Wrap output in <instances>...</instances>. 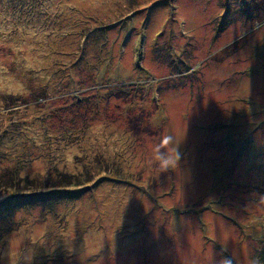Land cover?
Segmentation results:
<instances>
[{"label":"rangeland","instance_id":"rangeland-1","mask_svg":"<svg viewBox=\"0 0 264 264\" xmlns=\"http://www.w3.org/2000/svg\"><path fill=\"white\" fill-rule=\"evenodd\" d=\"M3 170L0 264H264V0H0Z\"/></svg>","mask_w":264,"mask_h":264},{"label":"trees","instance_id":"trees-1","mask_svg":"<svg viewBox=\"0 0 264 264\" xmlns=\"http://www.w3.org/2000/svg\"><path fill=\"white\" fill-rule=\"evenodd\" d=\"M129 121L135 122L134 116H129ZM17 173L3 170L0 171V198L6 197L8 200L25 199L29 200L35 194L39 193L44 187L40 186V182L19 176ZM71 185L72 183H67ZM42 198V197H39Z\"/></svg>","mask_w":264,"mask_h":264},{"label":"clouds","instance_id":"clouds-1","mask_svg":"<svg viewBox=\"0 0 264 264\" xmlns=\"http://www.w3.org/2000/svg\"><path fill=\"white\" fill-rule=\"evenodd\" d=\"M164 150L163 152L161 150ZM153 159L158 168L162 171H167L178 165L180 160L179 145L175 142V138L171 134H162L159 142L154 145ZM224 264H230L225 261Z\"/></svg>","mask_w":264,"mask_h":264}]
</instances>
